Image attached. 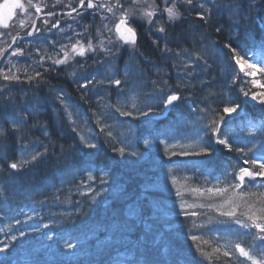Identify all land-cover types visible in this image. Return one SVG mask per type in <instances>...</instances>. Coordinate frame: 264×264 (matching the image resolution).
I'll use <instances>...</instances> for the list:
<instances>
[{
    "label": "trees",
    "instance_id": "trees-1",
    "mask_svg": "<svg viewBox=\"0 0 264 264\" xmlns=\"http://www.w3.org/2000/svg\"><path fill=\"white\" fill-rule=\"evenodd\" d=\"M54 2L23 0L18 19H11L7 27L0 26V51L14 34L26 30L29 18L26 14L32 5H44L46 10L66 5ZM113 4L114 1L111 6ZM130 4V0H122L116 7L128 8ZM200 4L210 10L206 22L196 15L204 11ZM184 5L180 21L163 25L160 20L152 21L145 29V42L138 52L142 50L150 63L170 74L167 76L159 70V76L153 74L152 82L145 83V79H141L135 92L137 105L146 106L149 99L154 98L156 104L151 109L155 110L161 107L162 98L172 92L180 97L178 106L185 108L190 101L196 110L204 111L210 109L211 100L220 97L219 94L233 98L238 91L230 80L232 56L245 54L249 45L264 39V0H252L251 5L249 0H193L192 5ZM137 8L139 11L134 16L143 21V6ZM21 15L23 21H27L23 27L19 26ZM82 18V25L90 24V28L100 25L98 15L93 19ZM111 18L114 20L113 16ZM54 19L41 21L39 27H45ZM161 26L165 28L163 33L156 31ZM44 29L41 34L35 33L28 43L18 41L0 61V126L8 130L15 121L21 129L15 134L8 133L6 140L0 142V248L6 249L0 252V264H27L26 261L30 264H76L79 261L82 264H175L174 254L166 250L171 246L170 235L173 237L175 233L178 241L184 243L196 237L194 242L198 247L218 259L222 254L220 249L202 236L189 237L184 225L187 218L178 217L187 208L181 207L183 201L188 203L196 192L192 182L170 169L168 159L178 151L176 147H162L148 139L149 147L143 149L148 154V162H132L135 155L128 149L138 139L127 137L123 143L127 150L109 139L104 143L105 150L90 148L69 164L65 163L76 156L74 149L71 150L73 146L84 140L82 145L85 146L86 142L94 143L99 137L105 138L109 131L107 120L103 119L101 126L103 112L95 111L92 100L86 99L85 104H81L77 103L79 100L75 103L68 99L65 106L58 101L62 97L54 86L71 89L70 74L82 77L83 65L76 61L54 65L53 52L45 51L37 41L44 36L49 44L58 40L59 35L64 36L69 28L63 24L58 31ZM48 44L44 46L49 47ZM229 44L237 49L235 54L225 47ZM55 46L61 47V43ZM18 48L23 54L13 56L11 53ZM92 64L89 63L86 73L92 71ZM37 72L40 76H35ZM4 75L18 76L19 80H4ZM30 76L35 79L29 80ZM155 87L160 90L156 91ZM157 94L160 95L155 97ZM124 97L129 98L130 94L120 90L117 98ZM122 106L118 102L112 105L118 112L124 109ZM141 142L147 145L145 139ZM121 148L125 150L123 155L119 152ZM37 152L41 155L32 160ZM82 157L83 161L77 160ZM11 163H17L18 169L12 170ZM78 170L85 174L74 175ZM198 201L201 214L204 208L212 209L214 214L231 205L229 197L219 194L215 195L214 206L213 197L205 193L199 194ZM139 203L144 205L142 219L153 221L157 226L153 227L156 228L153 235L145 240V232L135 231L133 227ZM193 210L196 211V206ZM175 223L177 228L172 231L169 227ZM128 236L132 243L139 244L142 255L148 254L147 259H139L135 254L123 255L130 252L119 244ZM69 239L77 243L74 251L78 250L79 254L72 253L74 247L66 248V244L61 243ZM164 246L166 251L153 257Z\"/></svg>",
    "mask_w": 264,
    "mask_h": 264
},
{
    "label": "snow or ice",
    "instance_id": "snow-or-ice-1",
    "mask_svg": "<svg viewBox=\"0 0 264 264\" xmlns=\"http://www.w3.org/2000/svg\"><path fill=\"white\" fill-rule=\"evenodd\" d=\"M59 2V0H58ZM164 2V9H163V12H166L167 13V16H168V19L169 21H172V20H176V19H179L181 17V12H180V8L177 4V0H163ZM29 3H31V0H29ZM182 3H187L188 5H192L193 4V0H182ZM249 3L251 5L252 3V0H249ZM79 5L81 8L85 7V0H79ZM119 6V5H118ZM6 8V15L4 17V20H9L11 19L12 15H13V9L15 8H22L23 5L19 3V0H17L16 3H13V4H6L4 6ZM86 7L88 9H92V8H106L108 12H112L113 11V8L112 7H108L107 5H104V4H101V5H95L93 3V0H87V5ZM199 7L201 9H204V11H198L196 13L197 17L202 20V21H207V19L209 18V15H210V10L209 9H205L204 8V4H200ZM149 8L151 10H147L145 9L144 10V15H146L148 18H149V23H152V20L151 18L156 15L157 11H159L158 7H153L152 5H149ZM41 9L39 7H36V12H40ZM77 9L76 8H72V12H76ZM79 14V13H78ZM49 15H54V13H49ZM70 15V13H69ZM135 14H132V15H129V13L127 11H125V13L121 16L120 20H119V23H117L115 25V31L116 33H119V39L122 40L125 44H132V45H135L136 44V31L133 27L129 26V20L133 18ZM3 21H0V23H2ZM45 24L48 23V21H44ZM20 24L21 26L23 27L24 26V21L21 20L20 21ZM59 25V21H57L56 23H53L51 26L52 27H58ZM5 27H7V24L5 23L4 24ZM124 27L125 28V31L122 32L121 31V27ZM33 29L35 31H39V29L35 28V22L33 21V25H32ZM109 31H111V29H109ZM157 32H160V33H163L165 32V28L164 27H158L156 29ZM217 32L220 31L219 28L216 29ZM125 32L127 34H125ZM33 33L32 31H29L26 33V35L28 36H31ZM16 39L17 37L16 36H13L12 37V41L13 43L16 42ZM79 43V41H77V44ZM153 43H157V41H153ZM77 44H73L72 47H71V50L73 52H78L79 55L83 56L85 54V51L86 49L83 48V46H81L79 48V50L77 49ZM9 47H11V45H9ZM225 47L229 48L231 50V52L233 54H235L237 52V49L232 47L230 44L229 45H225ZM92 49V45L91 43H89L88 45V50H91ZM63 51V47L61 49ZM164 50H167V46H165V49ZM13 56L17 55V54H20L22 55L23 54V50L22 49H16V51L12 52L11 53ZM0 55H2V51H0ZM67 58H68V53L65 52L64 54V58L63 59H55L53 60V64L54 65H60V64H64L66 63L67 61ZM201 57H197V59H200ZM233 58L235 59V63L237 65H240L241 66V71H243V65L246 63V59L243 57V56H240V55H234ZM186 68L190 69L191 66L190 65H185ZM248 68L251 69L252 71L246 73L247 75H255V70H256V65L255 64H248ZM260 71L264 72V69H260ZM35 76H40V73L37 72L35 74ZM3 79L4 80H19V77L18 76H9V75H4L3 76ZM29 80H33L35 79L34 76H30L28 77ZM110 84H114L116 86H120L121 85V80L120 79H109L108 81ZM97 83H103V81H98ZM258 82L253 80V84H257ZM89 84H92V81L89 80L87 81V83L85 84H81L80 87L81 88H87ZM245 96L248 95L247 92L244 93ZM253 99H256L257 97L255 95H253L252 97ZM180 97L178 95H176L175 93L171 94V95H168L167 98H166V101H165V107L167 106H171L173 105V102L179 100ZM262 99H264V97H262ZM61 103H63V99L61 98ZM237 110L236 107H230V106H225L223 111L227 114H231L233 112H235ZM151 111V109H150ZM121 115H130V113H124L122 112ZM141 115L143 116H147L148 113L147 112H142ZM21 131L20 127H19V124L15 121H13L11 123V128L8 129V130H5L3 128V126H0V142H3L4 140H6V135L8 133H11V134H15L17 132ZM214 132L218 131L217 129H213ZM216 143L220 144V145H225L229 148V150H232L231 149V145L228 143V141L226 139H220L218 138ZM87 147L89 148H95L96 145L95 144H87L86 145ZM45 151H47V149H45ZM124 149L121 148L119 149V152L123 155L124 154ZM211 151V149L209 148H202L201 149V152L202 153H209ZM237 152H241L243 151L242 149H236ZM41 155L40 153H36L32 156V160H36L37 157ZM133 155H135V153H133ZM2 158V157H0ZM27 161H25L26 163ZM245 164H252V165H257L258 164V161L257 160H249V159H245L244 161ZM9 167L11 169H18L19 165L17 163H11L9 165ZM256 176H264V163H259V170L258 171H251L249 170V168H246V167H241L239 169V172L237 174V178L238 180L240 181V184H243L244 180H245V177H250V178H254ZM240 184H237L235 185V187H240ZM208 191H213L212 189H209ZM217 193H221V192H224L226 191V189H217L216 190ZM261 213H264V208H262L261 210ZM222 215H225V216H229V217H233L235 216V210L233 211H228V212H223L221 213ZM248 219L249 220H253L254 221V227L256 229L259 230L260 233H264V224H261V223H258V222H255L259 219H264V215H261L259 217L257 216H253V215H249L248 216ZM240 221L237 220V223H239ZM21 235H24V233H21ZM13 239H15V237H13ZM193 239H197L196 237H193ZM261 240H264V236H261L260 237ZM66 247L68 248H72L74 247V245H72L71 243L67 244ZM236 248L239 250L240 254L242 256H245L248 258V260L252 261V264H258V262L254 259V256L253 254H250L249 252H247L243 247H241L239 244L236 245ZM6 249L5 248H0V252H4ZM225 256L228 255L227 252L224 253ZM259 264H264V257L261 258V260L259 261Z\"/></svg>",
    "mask_w": 264,
    "mask_h": 264
},
{
    "label": "bare ground",
    "instance_id": "bare-ground-1",
    "mask_svg": "<svg viewBox=\"0 0 264 264\" xmlns=\"http://www.w3.org/2000/svg\"><path fill=\"white\" fill-rule=\"evenodd\" d=\"M76 1V3L73 5V6H68V8L66 7V8H64V9H62L60 12H62V13H67V12H70L71 10H72V8H76L77 9V13H79V16L82 18V17H88V14L87 13H85L81 8H80V5H79V0H75ZM109 4H111V2L109 1ZM117 4H118V2L117 1H115L114 2V4H113V6H111L112 8H114V7H116L117 6ZM51 13H53V12H51ZM110 13V12H109ZM53 16H56V17H64V18H66V15H63V14H57V13H54V15ZM82 19H84V18H82ZM20 20H24V19H20ZM34 21V20H33ZM33 21H30V22H28V25H27V29L30 31V29H31V27H32V25H33ZM36 21V20H35ZM104 21H106V19L105 18H103V17H101L100 18V20H99V24H103L104 23ZM27 21H25L24 22V24L26 23ZM31 23V24H30ZM61 27L63 26V24H59ZM20 27H21V25H19ZM40 26V22H36L35 23V28H40L39 27ZM34 29H32V31H33ZM77 35H79V36H81L82 34H87L88 35V37L90 38V39H92V40H95V39H98L99 38V36L100 37H105V35H103V34H100V32L99 33H90V32H86L85 30H83L82 28H80V27H75V30H73ZM59 39L58 40H54V41H52V42H50L49 44H48V40L43 36V37H41V38H39V40L37 41V43H38V45L40 46V47H44V50L45 51H48V52H53V53H57V52H59V49L55 46V45H59L60 43H61V46L62 45H64L65 43H67V40L64 38V36L63 35H59V37H58ZM44 44H48V45H50L49 47H45L44 46ZM60 47V46H59ZM74 62V60H71V61H69V63H73ZM247 66V64L245 63L244 65H243V68H245ZM247 68V67H246ZM245 68V69H246ZM133 76H136V77H140V75L136 72ZM71 84H73V82H71ZM108 89L110 90L111 89V87L109 86V84H108ZM68 90H70V88L68 89ZM90 119H92V118H90Z\"/></svg>",
    "mask_w": 264,
    "mask_h": 264
},
{
    "label": "rangeland",
    "instance_id": "rangeland-1",
    "mask_svg": "<svg viewBox=\"0 0 264 264\" xmlns=\"http://www.w3.org/2000/svg\"><path fill=\"white\" fill-rule=\"evenodd\" d=\"M23 0H19V3H21ZM135 2H141V0H134ZM145 1H147V0H145ZM17 2V0H5L4 2H3V4H1L0 5V13L2 14V16H3V22L2 23H0V26H4V24L6 23L7 24V26H8V24L10 23V20L11 19H18L17 17H18V11L20 10V8H15V9H13V15H12V17H11V19H9V20H4V17H5V15H6V8L4 7L6 4H13V3H16ZM34 5H32L31 6V9L29 10V12L26 14V16H28L29 18H30V20H32L33 21V19L34 18H32L33 17V10H34ZM5 27V26H4ZM250 71H252L251 69H250ZM249 77L252 79L253 77H254V75H249ZM253 95H255L256 97H257V95H258V93H254ZM253 100H258V97L256 98V99H253Z\"/></svg>",
    "mask_w": 264,
    "mask_h": 264
},
{
    "label": "water",
    "instance_id": "water-1",
    "mask_svg": "<svg viewBox=\"0 0 264 264\" xmlns=\"http://www.w3.org/2000/svg\"><path fill=\"white\" fill-rule=\"evenodd\" d=\"M123 27H121V30H122ZM33 27H31L30 31H32Z\"/></svg>",
    "mask_w": 264,
    "mask_h": 264
}]
</instances>
